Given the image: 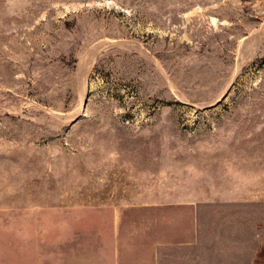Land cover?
Here are the masks:
<instances>
[{
	"label": "rangeland",
	"instance_id": "obj_1",
	"mask_svg": "<svg viewBox=\"0 0 264 264\" xmlns=\"http://www.w3.org/2000/svg\"><path fill=\"white\" fill-rule=\"evenodd\" d=\"M143 201L158 264H264V0H0V264Z\"/></svg>",
	"mask_w": 264,
	"mask_h": 264
},
{
	"label": "crops",
	"instance_id": "obj_2",
	"mask_svg": "<svg viewBox=\"0 0 264 264\" xmlns=\"http://www.w3.org/2000/svg\"><path fill=\"white\" fill-rule=\"evenodd\" d=\"M181 206V201H177V209ZM165 209V201H143L125 206L107 204L80 209L78 215L72 216V222L65 221L66 217H71L68 214L59 222L44 223L41 227L35 220L20 222L14 231L13 264L58 262L53 248L44 254L38 253L37 246L45 243L50 247L62 245L59 264H158V247L167 242L163 235L159 236L158 232L152 235L149 229L151 224L159 226L164 222ZM156 214L159 217H155ZM150 237H154L152 241ZM68 243H72V255L63 251ZM82 248L93 253L90 258L79 256Z\"/></svg>",
	"mask_w": 264,
	"mask_h": 264
}]
</instances>
